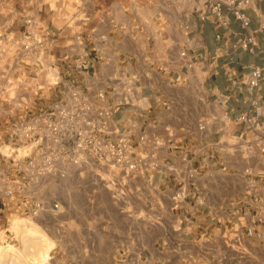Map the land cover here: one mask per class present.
<instances>
[{"label":"crops","instance_id":"1","mask_svg":"<svg viewBox=\"0 0 264 264\" xmlns=\"http://www.w3.org/2000/svg\"><path fill=\"white\" fill-rule=\"evenodd\" d=\"M128 4L28 1L40 25L58 33L59 55H73L74 35L83 33L93 64L83 86L92 94L104 90L108 106L120 103L108 132L131 133L138 163L123 176L127 199L121 204L89 174L78 176L76 199L62 200L57 209L52 202L33 213V203H23L22 195L34 196L33 184L32 193L0 192V244L12 246L0 264H264V243L245 238L243 228L244 244L235 242L236 212L245 202L264 201V177L256 183L260 196H247L243 172L264 173V80L257 130L238 120L250 105L251 69L264 66V31L258 29L264 0L245 10L257 39L253 52L241 45L248 29L226 8L225 22L218 23L209 13L199 19L193 4L186 16L166 17L158 0H147L139 15ZM119 77L130 78L134 96L126 97L127 83L115 84ZM191 170L196 180L176 203L179 181ZM31 221L43 232L16 231Z\"/></svg>","mask_w":264,"mask_h":264},{"label":"built area","instance_id":"2","mask_svg":"<svg viewBox=\"0 0 264 264\" xmlns=\"http://www.w3.org/2000/svg\"><path fill=\"white\" fill-rule=\"evenodd\" d=\"M128 1L127 8L139 15L147 0ZM253 1L158 0V5L166 17L172 12L186 16L192 12L193 4V12L199 19H205L209 13L216 17L218 23L225 22L226 8L248 29L241 45L253 52L257 39L249 30L250 18L245 12ZM39 22L33 12L26 14L23 32L10 40L12 63L0 71V192L12 196L17 191H26L38 178L63 177L70 167L81 172L98 167L110 171L108 180L98 175L111 185L114 196L121 200L120 194L126 196L122 188L123 176H129L138 162L133 158L131 133L123 132L114 137L108 132L111 116L119 109L120 103L103 106L99 101L105 102L108 98L104 90L92 94L84 88L83 74L93 64L83 33L74 35L73 55L68 52L59 55L58 33L42 27ZM258 29L264 31V22ZM182 55L186 56V53L182 52ZM263 80L264 66L253 65L247 82L251 93L250 105L238 116L248 130H257ZM121 82L129 85L126 97L134 96L130 78L115 79V84ZM139 140L144 143L145 136L141 135ZM243 172L249 177L247 196L259 197L262 188L256 187V183L263 179L264 173L254 172L251 168ZM195 180V172L191 170L186 179L179 181L180 188L174 195L176 203L185 198L188 183ZM22 199L26 206L33 203V213L46 207L44 202L33 197L24 196ZM260 202V199L253 203L245 202L236 212L239 235H236L235 242L239 246L245 242L239 233L242 228L245 238L264 243V201ZM51 207L57 209L59 203L55 202ZM243 250L236 249L245 255Z\"/></svg>","mask_w":264,"mask_h":264},{"label":"rangeland","instance_id":"3","mask_svg":"<svg viewBox=\"0 0 264 264\" xmlns=\"http://www.w3.org/2000/svg\"><path fill=\"white\" fill-rule=\"evenodd\" d=\"M28 1L29 0H0V71L4 70L7 65L12 63L9 48L10 40L11 38H18L24 30L25 16L30 11L28 9ZM106 102L107 101H99L101 105L108 106L106 105ZM251 150L253 152L252 154L250 153L253 156L251 157V161L253 160V162L256 163L258 158L255 157V155L258 153L255 149ZM242 155L243 154H241V156ZM243 156H246V151ZM76 172L78 175H76ZM98 173L106 180L111 178V173L108 169H101L98 167L87 169L84 172L77 170L76 167H70L67 170L66 175L63 177L45 176L38 178L37 182L33 184L35 186L33 187L35 191L33 193V198L37 201L45 203L46 207L44 210H47L52 202H58L60 205L62 200L76 199L75 196L77 195L74 190L76 189L78 176H87L89 174V176H93L97 180L98 184L106 190L105 193H109L110 198L113 201L120 203L127 199L124 194H120L119 197L121 200H118L117 197L114 196V191L111 190V185H109L107 181L101 180V176L98 175ZM31 188L32 187H28L27 189L32 193L33 191H31ZM23 197L24 195L21 196V198ZM107 197L108 196H105L104 194V199H107ZM80 198L83 199V195H80ZM86 198L91 199L92 195H89ZM44 215H46V213ZM30 223L31 224L23 223V225H20L19 229H16V231L43 232L42 228H40L37 224L32 221ZM3 252H5L6 255L11 254L12 246L10 244H7V246H2V244H0V262L4 259Z\"/></svg>","mask_w":264,"mask_h":264}]
</instances>
